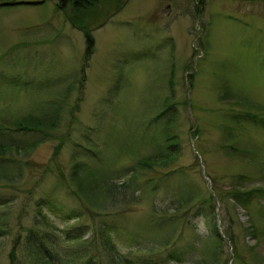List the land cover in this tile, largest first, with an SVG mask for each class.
I'll list each match as a JSON object with an SVG mask.
<instances>
[{
	"label": "rangeland",
	"instance_id": "rangeland-1",
	"mask_svg": "<svg viewBox=\"0 0 264 264\" xmlns=\"http://www.w3.org/2000/svg\"><path fill=\"white\" fill-rule=\"evenodd\" d=\"M116 6L81 11L94 39L89 56L72 7L46 0L0 9V119L60 103L49 137H24L39 142L21 158L30 164L21 180L0 184V264H31L30 231L63 238L72 224L64 216L78 207L64 183L72 156L127 181L131 172L119 171L158 155L169 121L177 159L141 174L122 205L79 220L84 240L102 226L128 256L134 238L171 239L129 264H264V0Z\"/></svg>",
	"mask_w": 264,
	"mask_h": 264
},
{
	"label": "trees",
	"instance_id": "trees-1",
	"mask_svg": "<svg viewBox=\"0 0 264 264\" xmlns=\"http://www.w3.org/2000/svg\"><path fill=\"white\" fill-rule=\"evenodd\" d=\"M58 2L62 6L63 11L66 10L65 7L70 6L79 13V19L74 16L73 24L81 28L86 45L85 53L87 56L91 55L93 53L94 39L90 29L84 22L85 19L80 16V13L82 10L92 8L98 3L103 4L105 0H58ZM128 2L129 0H115L117 4L116 8L118 7L120 11ZM38 4H22L20 0H0V9ZM61 93L62 96L67 92L63 93L62 90ZM58 105H60L59 102L49 104V106L44 108L43 113L40 114H26L0 119V184L9 186L21 180L23 176L20 168L23 164H29L27 161L23 162L21 158L30 156L39 142L35 139L28 141L24 137L29 134L35 137L41 136V139L49 137L51 132L56 130L60 124L59 108H55ZM52 108L53 110L50 111ZM170 123L171 121L163 125L162 133L165 148L158 155L139 159L136 164L124 167L119 171L121 172L120 177L131 172L127 181L121 182L116 178L119 175L118 170L113 173L114 175H110L107 170L92 169V167H88V165L82 162H74V156H72L70 170L64 179L65 186H68L66 190L72 198L74 197L78 205L77 208L71 209L64 216L66 222L71 221L72 224L65 230H61L63 238L57 234H52V232L42 236L38 232L30 231V237L27 239L37 252L35 254L30 252L25 253V256L31 259V264H114L115 261L119 264H129L131 260L130 256L134 253L144 251L149 256L157 252L158 248L162 247L165 249L172 244L170 238L162 243H159L160 241L156 242L152 238L147 239L143 237V240L134 238L133 241L129 242V247L132 248L128 253L129 255L123 256L117 253L116 247L105 233V228L100 226L98 233L94 231V236L84 240L89 230L83 224L78 223L79 220L88 216L93 218L98 217L106 213L108 209L112 210L116 204L122 205L125 199L134 195L135 189H132V187L141 174L153 170L154 165L158 163L164 162L161 165L167 167L170 161L177 159L180 153L179 149H177V144H169L170 140H172L169 131ZM156 156L157 158L155 159ZM14 166H16L18 172L13 169ZM67 179L68 183L65 182ZM248 194L249 192L246 193V196H249ZM181 200L182 198L174 199V201ZM39 201L43 203H41V206L45 205L47 208H50L47 205L48 203L44 202L43 199ZM2 207L3 204L0 203V208ZM44 221H47V219L44 218ZM75 221L76 223H74ZM46 225L49 226V223L46 222ZM210 237L215 242V246L221 244L219 235L215 236V238H213V235ZM152 244H158V246L142 247ZM217 250L215 249V254L218 256ZM11 252L10 257L13 262L16 258V251L13 249ZM61 253L64 254L62 259H60ZM108 255L112 257H108ZM202 260L206 259L202 258ZM198 264H215V259L212 262H199Z\"/></svg>",
	"mask_w": 264,
	"mask_h": 264
}]
</instances>
